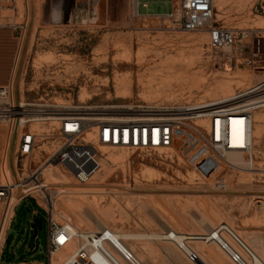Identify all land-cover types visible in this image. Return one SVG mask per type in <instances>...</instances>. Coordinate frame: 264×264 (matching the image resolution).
<instances>
[{
    "label": "rangeland",
    "instance_id": "obj_1",
    "mask_svg": "<svg viewBox=\"0 0 264 264\" xmlns=\"http://www.w3.org/2000/svg\"><path fill=\"white\" fill-rule=\"evenodd\" d=\"M27 2L19 7L18 16L3 11L17 19L4 18L6 25L0 30V80H8L20 44L16 100L89 112L102 108L123 117L130 116L132 108L215 102L244 93L264 79L245 67L225 71L205 30L182 32L168 16L147 15L172 11L174 0H139L141 16L134 14L132 0ZM216 5L220 25L264 28V0H227L223 11L220 0ZM70 7L73 11L67 17ZM58 8L60 18L55 16ZM24 21L28 26L21 38L11 24ZM255 95L240 100L245 103ZM249 117L252 143L247 151H223L221 156L197 132L196 126L204 131L210 121L187 120L177 127L175 147L167 155L103 147L102 170L89 184H78L59 165H44L42 174L46 181L51 173L58 177L51 184L64 190L57 209L66 211L69 221L83 230H91L93 223L67 204L90 212L96 206L110 209L114 217L101 218L117 232L152 235L171 228L182 234L207 235L210 227L228 224L264 259V106ZM8 131V124L0 122V163ZM16 145L17 136L10 150L14 171ZM41 150L37 165L53 153L46 145ZM0 182H4L1 172ZM33 223L38 238L31 250ZM48 236V212L37 199L24 198L15 210L0 264L47 262ZM126 243L146 264H191L171 240L141 238ZM192 245L209 264H233L214 242L198 240Z\"/></svg>",
    "mask_w": 264,
    "mask_h": 264
},
{
    "label": "built area",
    "instance_id": "obj_2",
    "mask_svg": "<svg viewBox=\"0 0 264 264\" xmlns=\"http://www.w3.org/2000/svg\"><path fill=\"white\" fill-rule=\"evenodd\" d=\"M132 2L134 14L141 16L139 0ZM144 5L148 7L149 3ZM4 9L18 16V0H0V28L6 25L4 18L17 19V16L4 15ZM216 12V0H174L172 11L166 16L174 20L182 32L205 30L225 71L245 67L264 77V28L223 26L216 20ZM11 26L20 31L23 38L28 22H14ZM262 81L248 93L263 96L253 105L240 100L248 95L245 91L226 103L145 106L132 108L128 110L131 115L123 117L102 108L89 112L45 101L29 102L23 98L15 101L13 82L0 86V122L8 124L10 141L17 136L15 171L11 167L10 152L5 153L1 162L4 182H0V262L17 206L24 198L33 197L49 214L48 261L19 264H146L134 250L122 247V239L113 229L104 226L83 230L62 219L57 209L59 189L46 183L43 166H62L78 184L86 185L102 170L101 148L148 156L167 155L175 147L177 127L186 125L187 120L198 119L210 121V125L203 127L204 131L194 125L205 144L221 156L223 151H247L252 143L249 116L264 105V79ZM43 145L51 147L53 153L45 163L37 165ZM8 165L16 179L8 177ZM206 240L216 243L233 264H264L253 248L223 223L214 227L213 234ZM176 246L189 263L200 261L199 253L187 245V240Z\"/></svg>",
    "mask_w": 264,
    "mask_h": 264
},
{
    "label": "bare ground",
    "instance_id": "obj_3",
    "mask_svg": "<svg viewBox=\"0 0 264 264\" xmlns=\"http://www.w3.org/2000/svg\"><path fill=\"white\" fill-rule=\"evenodd\" d=\"M27 0H20L18 2V5L20 8H23L24 6V3H26ZM28 3V2H27ZM227 6V0H220V8L221 10L223 11L225 9V7ZM5 11H8V12H11L12 10L10 9H4ZM13 12V11H12ZM11 12V13H12ZM29 15V13H28ZM13 82V88H14V94H13V98L14 100L16 101V97H15V85H14V81L13 79L11 80ZM255 87V85L253 86ZM253 87H250L246 90L247 93L245 94H248L249 92H252L251 89ZM232 90H228V94L231 93ZM249 95V94H248ZM23 97V96H22ZM263 96L259 95V94H256L254 96V99H250L248 101L249 104L253 105V104H256L258 103L262 98ZM235 98V94L234 95H228L224 98H220V99H217L215 102V104H221V103H226V102H229L231 100H233ZM253 98V97H252ZM264 106V105H263ZM84 108V107H83ZM81 110V108H80ZM130 110H133V109H130ZM9 136L10 135H7L6 137V146H7V143H8V140H9ZM11 149V148H10ZM9 149V150H10ZM51 165V164H50ZM49 166V165H48ZM55 167V166H54ZM48 167H45L44 170H46ZM48 170V169H47ZM52 169H49V172L51 173ZM44 171L42 170V173ZM15 175H13L9 165H8V177L10 179H14ZM58 177H56L53 173H51V177L50 178H47V181L46 183L48 184H52L55 180H57ZM56 182V181H55ZM60 194L64 193V190L63 191H59ZM18 201V199H17ZM67 208L69 210H73V211H78L79 213H82L83 216H85L86 218H89L91 220V222L93 223V228L91 227V230H96V229H99V228H102L104 226L106 227H109L110 226L108 224H106L103 220H102V216L106 217V218H113L114 217V214H113V211H111L110 209H102L98 206H96V210L94 212H90L89 210L87 211V209H85L84 207H81V206H77L76 208L75 207H72L71 205L67 204ZM76 209V210H75ZM59 214L61 215V218L62 219H69V214L66 212V211H58ZM113 220V219H112ZM229 229H232V227H230L228 224H225ZM211 226V225H210ZM76 228L78 229H81V226L79 225H75ZM233 230V229H232ZM116 236L120 239H122V242H121V245L123 248H131L129 247V245L126 243V240L127 239H141V238H150V239H165V240H171L173 241L174 243H182L184 240H187V245L190 246L191 248L194 249L192 243L194 241H198V240H204L205 242H207V238L209 236H211L214 232V228L213 227H210L209 228V233L207 235H190V234H182L181 232H176L175 230L171 229V228H167L166 231L163 233V234H152V235H142V234H135V233H126V232H117V231H114ZM186 242V241H185ZM133 250V248H131ZM196 250V249H195ZM69 251V250H68ZM197 251V250H196ZM66 255V254H64ZM200 255V254H199ZM258 255V254H257ZM258 258L260 261H263L264 262V259L262 257H260L258 255ZM200 264H209V262L203 258L202 256H200Z\"/></svg>",
    "mask_w": 264,
    "mask_h": 264
},
{
    "label": "crops",
    "instance_id": "obj_4",
    "mask_svg": "<svg viewBox=\"0 0 264 264\" xmlns=\"http://www.w3.org/2000/svg\"><path fill=\"white\" fill-rule=\"evenodd\" d=\"M57 11L59 12V17H57V18H60L61 16H62V11H61V9H57ZM72 11H73V8H71V10H70V14L72 13ZM171 12V11H170ZM170 12H168V13H163V14H160V13H154V14H151V13H149V14H147V15H163V16H166V15H168ZM67 15V14H66ZM144 15V14H143ZM0 30H1V28H0ZM1 37H2V32H0V39H1ZM19 42H18V48H17V51H16V53L14 54V58H13V67L11 68V71H10V76H9V78H8V80L7 81H5V79L4 80H0V86H4V85H7V84H9L10 82H11V80L13 79V81H14V77H15V75H16V66H17V60H18V53H19ZM7 135H10L9 134V131H8V134ZM13 141V140H12ZM12 141H10V136H9V140H8V143H7V146H6V144H5V149H4V153H3V156H2V159H3V157H4V155H5V153L6 152H10V148H11V146H12ZM10 149V150H9ZM1 162H2V160H1ZM0 172H1V163H0ZM1 175H2V173H1Z\"/></svg>",
    "mask_w": 264,
    "mask_h": 264
},
{
    "label": "water",
    "instance_id": "obj_5",
    "mask_svg": "<svg viewBox=\"0 0 264 264\" xmlns=\"http://www.w3.org/2000/svg\"><path fill=\"white\" fill-rule=\"evenodd\" d=\"M32 227L36 230L35 234L33 235L31 239V250H34L36 246V238L38 236V230L35 227V223L32 224Z\"/></svg>",
    "mask_w": 264,
    "mask_h": 264
},
{
    "label": "flooded vegetation",
    "instance_id": "obj_6",
    "mask_svg": "<svg viewBox=\"0 0 264 264\" xmlns=\"http://www.w3.org/2000/svg\"><path fill=\"white\" fill-rule=\"evenodd\" d=\"M70 10H71V7L69 8V11H68V13H67V17H70ZM55 16L56 17H59V12L56 10V12H55Z\"/></svg>",
    "mask_w": 264,
    "mask_h": 264
}]
</instances>
